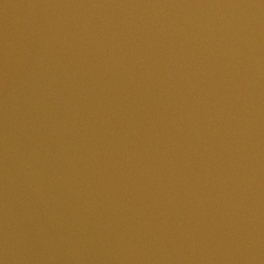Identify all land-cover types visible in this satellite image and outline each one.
<instances>
[{"label": "water", "instance_id": "95a60500", "mask_svg": "<svg viewBox=\"0 0 264 264\" xmlns=\"http://www.w3.org/2000/svg\"><path fill=\"white\" fill-rule=\"evenodd\" d=\"M0 264H264V0H0Z\"/></svg>", "mask_w": 264, "mask_h": 264}]
</instances>
